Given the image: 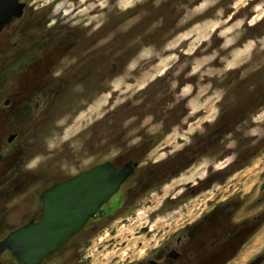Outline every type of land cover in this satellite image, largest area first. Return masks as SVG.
Wrapping results in <instances>:
<instances>
[{
  "label": "rangeland",
  "instance_id": "374dc122",
  "mask_svg": "<svg viewBox=\"0 0 264 264\" xmlns=\"http://www.w3.org/2000/svg\"><path fill=\"white\" fill-rule=\"evenodd\" d=\"M19 2L0 34V239L39 221L57 183L135 160L41 264H127L261 186L263 226L232 264H264V0Z\"/></svg>",
  "mask_w": 264,
  "mask_h": 264
},
{
  "label": "water",
  "instance_id": "95a60500",
  "mask_svg": "<svg viewBox=\"0 0 264 264\" xmlns=\"http://www.w3.org/2000/svg\"><path fill=\"white\" fill-rule=\"evenodd\" d=\"M15 1L0 0V27L14 14ZM22 10L18 0V16ZM135 165L130 162L117 168L107 161L47 189L42 195V218L10 232L0 241V255L11 249L24 264H40L85 226L134 172Z\"/></svg>",
  "mask_w": 264,
  "mask_h": 264
},
{
  "label": "flooded vegetation",
  "instance_id": "af4514ba",
  "mask_svg": "<svg viewBox=\"0 0 264 264\" xmlns=\"http://www.w3.org/2000/svg\"><path fill=\"white\" fill-rule=\"evenodd\" d=\"M24 9L25 8H23L21 14L18 16V0H16L11 9L14 11V14L12 13L9 15L6 22L0 27V34L7 30V27L10 26L12 21L24 15ZM16 94L17 96L15 99L18 100V92H16ZM11 101L12 97L6 98L4 106H10ZM16 137L17 132L15 131L14 133H10L7 140L10 142ZM2 152L3 151L0 153V184L5 185L6 168L4 165V153ZM110 162L117 168H122L130 162L134 164L137 161L129 160L122 165H116L113 161ZM136 167L137 165H135L134 171ZM1 170L4 173H2ZM262 192L263 189L261 186L259 197H257V201L254 203H248V199L240 195L238 198L234 197V194L233 197L225 198L221 202L218 201L211 207L207 215L203 216L201 219L185 224L173 236L163 241L159 246L155 247L153 251H150V253H147L146 256L129 261L127 264H231L235 262L247 242L255 236L263 226L262 208L260 207L259 211L255 212L254 215L250 212L254 207L256 208L262 205ZM242 209H244L243 212L246 215L244 214L238 219L237 215ZM29 222L31 221L29 220ZM4 238L0 239V241ZM6 251L11 252L10 249L2 252L0 261L2 255ZM254 253H256V251ZM255 258V261L250 259L247 264H258V261L262 257L257 256ZM11 261L13 264L21 263L19 260L17 262L15 256Z\"/></svg>",
  "mask_w": 264,
  "mask_h": 264
},
{
  "label": "crops",
  "instance_id": "0c3cea01",
  "mask_svg": "<svg viewBox=\"0 0 264 264\" xmlns=\"http://www.w3.org/2000/svg\"><path fill=\"white\" fill-rule=\"evenodd\" d=\"M250 260H248L247 262H245V264H247ZM232 264V263H231Z\"/></svg>",
  "mask_w": 264,
  "mask_h": 264
}]
</instances>
